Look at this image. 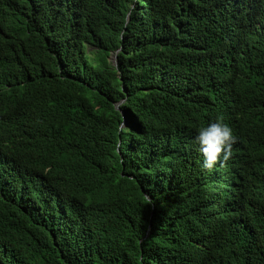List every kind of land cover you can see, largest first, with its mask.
<instances>
[{
  "label": "trees",
  "instance_id": "16d2710c",
  "mask_svg": "<svg viewBox=\"0 0 264 264\" xmlns=\"http://www.w3.org/2000/svg\"><path fill=\"white\" fill-rule=\"evenodd\" d=\"M0 115V264H264V0H0Z\"/></svg>",
  "mask_w": 264,
  "mask_h": 264
},
{
  "label": "clouds",
  "instance_id": "9594fccd",
  "mask_svg": "<svg viewBox=\"0 0 264 264\" xmlns=\"http://www.w3.org/2000/svg\"><path fill=\"white\" fill-rule=\"evenodd\" d=\"M115 61V59H114ZM9 89L13 86L10 84L6 85ZM240 94L238 93H230L224 92L222 96V100L226 103L232 99L236 105L238 106V100L240 98ZM11 107L13 105H10ZM116 109L119 110V105L116 106ZM205 118L210 119V122L203 127H200L197 130V134L194 138V143L198 145V151L201 154L203 160H201L202 170L212 171L213 168L217 165L221 167L226 166L228 161L233 157L234 145L236 143L233 129L225 122L224 117L217 116L215 119L212 118L208 113L203 114ZM212 119V121H211ZM0 124H1V115H0ZM264 124V116L260 118H245L243 121L237 124L236 130L239 135H242V132L247 126H252L253 131L260 130L259 128ZM249 141H252L250 138ZM118 144L117 151L119 152ZM258 155L260 156L261 163H264V151H259ZM250 153L244 152V158L246 160V167L250 162ZM245 167V168H246ZM215 171H212L213 173ZM254 178L246 174L241 179L242 190L238 188V191L243 195L246 199H255L257 198L262 190L264 189V183L262 185L258 184L256 186L254 184ZM253 194V195H252Z\"/></svg>",
  "mask_w": 264,
  "mask_h": 264
}]
</instances>
